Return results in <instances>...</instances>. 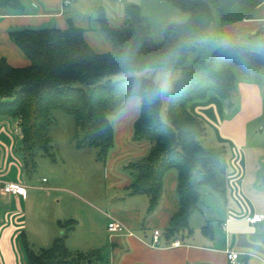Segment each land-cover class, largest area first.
Returning <instances> with one entry per match:
<instances>
[{"label":"trees","instance_id":"obj_1","mask_svg":"<svg viewBox=\"0 0 264 264\" xmlns=\"http://www.w3.org/2000/svg\"><path fill=\"white\" fill-rule=\"evenodd\" d=\"M72 1V0H71ZM190 16L182 23L168 22L163 40L154 42L137 2L126 5L125 30L109 25L105 10L98 23L112 48L97 52L86 40L85 29L71 23L67 28L25 26L10 31L11 38L29 58L23 67L0 61V116L16 118L22 131V150L27 171L37 166L38 156H53L49 129L54 112L71 114L76 123L77 147L94 146L99 159L107 157L115 143L111 115L130 99L140 101L133 122L132 139L148 142V152L126 165L133 174L130 194L149 197L148 211L154 210L163 191L164 177L177 171L180 208L165 230L169 239L183 236L190 217L199 208L202 185L225 193L226 149L205 147L207 129L202 119L187 108V102L204 98L213 91L232 106L237 72L251 74L264 67V33L258 50L229 43L217 47L209 59L191 54L209 35L215 12L225 23L252 18L264 0H170ZM11 13L24 10L22 0H0V9ZM180 69V77L165 96L154 79L123 73L144 69ZM51 246L34 248L24 240L27 264H75L87 258L72 251L67 236L72 219ZM211 220L203 226L208 233Z\"/></svg>","mask_w":264,"mask_h":264},{"label":"crops","instance_id":"obj_2","mask_svg":"<svg viewBox=\"0 0 264 264\" xmlns=\"http://www.w3.org/2000/svg\"><path fill=\"white\" fill-rule=\"evenodd\" d=\"M22 1L24 10L21 12L11 13L7 9H0V61L6 58L11 65L17 67L29 65L30 60L11 38L10 31L13 29L25 26L64 29L74 23L85 29L87 42L97 52H105L109 51L112 45L98 23L97 17L100 10H105L111 27L125 30L127 27L125 10L128 3H139L143 12L145 3L152 6L154 3H163L167 0H72L69 5H65L64 0ZM224 25L228 33L243 30L251 34L257 30L260 31L264 29V5L252 18L235 23L224 22ZM225 41L230 42L234 39L225 37ZM261 80H264V67L251 74L237 72L232 106L228 105L227 99L213 91L208 92L204 98L187 102V108L192 113L202 119L204 124L205 121L211 124L216 139L229 153L226 154L225 161V178L228 186L224 195L226 199L231 197L235 202L227 203L222 212H213L210 217L204 215L200 227L196 229L194 227L191 234L186 229L184 232L187 233L182 237L167 238L165 230L169 220L180 208L177 171L174 168L170 169L164 177L163 191L154 210L148 211L149 197L147 196L144 215L138 207L134 206L132 211L127 212L116 208L112 215H108L107 224L111 217L117 218L131 228L134 235L112 231L107 225L105 232L107 235L105 234L106 237L101 240L103 243L99 240L83 248L70 247L67 242L72 251L87 255V258L75 260V264H105L107 262L112 264H229L228 250L240 252L241 264H264V219L258 222L247 220L248 216L264 214V159L259 157L264 156V143L257 141L264 137V90ZM217 99L221 101L219 107H217ZM127 102L124 113L116 120L114 143L116 149L112 151L108 163L107 178L130 194L128 187L133 179L124 174L114 175L109 167L118 166L120 163L124 165V162L127 165L139 159L148 152L150 143L136 142L132 139L133 122L138 115L140 101L133 97ZM22 136L16 118L0 116V264H27L24 240H27L34 248L49 247L54 238L60 234H52V226L46 224L47 219L41 212H36L34 215L37 219L29 222V211L32 212L34 209L32 204L34 193L29 194L28 187L25 195L8 194L1 189L5 181L25 182L24 176L20 175L16 179L10 173L16 162L15 158L20 154L16 147L18 141H22ZM23 157L24 172L29 173L25 167V155ZM131 157L137 159L132 160ZM29 186L33 188L32 191L45 189L47 192L53 191L54 194L67 192L65 187L55 183L44 187L34 184ZM71 192L75 195L73 191ZM74 197L89 203L80 195ZM193 215L194 213L190 220ZM70 219L74 225L75 222L77 223L76 219ZM53 220L58 222L61 227L60 232H63L65 228L62 224L67 220L62 221L56 217ZM205 220L207 223L211 220L208 233L203 230V226L207 224ZM150 227H153V230L165 228L160 234L158 243L153 244V234L148 230ZM75 228L69 231L67 240L76 230ZM173 241L176 243L172 244ZM36 243L40 246L37 247Z\"/></svg>","mask_w":264,"mask_h":264},{"label":"rangeland","instance_id":"obj_3","mask_svg":"<svg viewBox=\"0 0 264 264\" xmlns=\"http://www.w3.org/2000/svg\"><path fill=\"white\" fill-rule=\"evenodd\" d=\"M162 2V1H161ZM143 15L145 17L146 26L150 32V38L154 42H161L163 40V29L168 22L182 23L190 16L189 12L183 11L173 5L170 0L163 3L146 4L144 6ZM264 32V29L260 30ZM256 31L254 33H246L243 30H238L236 33H228L225 29L224 22L221 21L220 16L215 12L214 20L211 24L209 35L203 39L196 52L192 53L186 65H190L195 58L201 57L209 59L212 52L220 45L229 43L238 44L247 50H258L262 45V33ZM226 38H233L234 41L226 42ZM180 69L174 71H167L165 69H144L138 72L123 73L119 77L130 74L142 75L154 79L161 86L165 79L168 82V88L165 96L170 93L180 77ZM262 88L264 90V80H261ZM262 90V91H263ZM264 92V91H263ZM217 107H219L220 99ZM222 100V99H221ZM126 102L121 109L111 115V120L114 127H117L116 120L122 116L125 111ZM55 122L49 129L51 136V143L53 145L51 152L53 156H38L37 166L30 170L29 173L24 172L23 165V151L22 141H18L17 150L20 154L15 158V164L11 176L16 179L21 175L24 176L22 183L27 185L29 194L34 193L33 211H29V222L35 221L36 212H41L47 219L46 224L52 226V234L57 235L61 230L60 225L53 218L56 217L66 221L70 218L76 219L74 227L75 231L70 234L67 240L70 247L85 248L90 243L101 241L107 235L106 227L109 221L108 215L114 213V209L120 208L123 210L132 211L134 207H138L142 214L145 213L148 197L144 193L137 195H130L123 187H117L116 182H112L107 178L108 163L110 161L112 151L116 149V145L110 150L107 157L99 159L97 156V149L94 146L77 147L75 143L76 123L71 114L63 111L54 112ZM216 120V118H212ZM210 121V120H209ZM208 130V135L203 141L205 147L208 148H224L223 144L218 142L214 129L211 124L205 121ZM260 138V137H259ZM264 143V137L257 139ZM16 146V145H15ZM264 147V144H263ZM15 148V147H14ZM15 151V149H14ZM16 152V151H15ZM226 154H229L226 150ZM237 155V154H235ZM251 156L254 154H250ZM264 159V156L261 157ZM134 160L137 158L131 157ZM128 163V161H126ZM126 163H120L118 166L114 165L110 168L112 174L130 176L132 179L134 174L125 167ZM264 167V165H263ZM173 169V168H172ZM45 178V179H44ZM48 180V181H47ZM228 181H226V186ZM56 184L65 187L67 192L73 191L75 195H80L89 203L80 201L79 197H74L71 193L53 191L34 190L29 185H43ZM68 189V190H67ZM201 193V201L199 208L194 212L190 220V227L195 229L200 227L204 215H212L213 212H222L224 206L230 201L235 202L233 198L226 199L223 193H220L207 185H202L199 189ZM53 192V193H52ZM48 193H51L48 195ZM237 199V198H236ZM33 200V198L31 199ZM209 205H208V204ZM204 213V214H203ZM142 215V217H144ZM142 217L140 218L142 220ZM198 218V219H197ZM144 219V218H143ZM205 220V224H206ZM73 229V228H72ZM153 227L148 230L153 234ZM163 233L165 228H159ZM138 231V230H137ZM187 232H183L185 234ZM37 237V236H35ZM100 243H103L101 241ZM36 246L40 244L36 243Z\"/></svg>","mask_w":264,"mask_h":264},{"label":"built area","instance_id":"obj_4","mask_svg":"<svg viewBox=\"0 0 264 264\" xmlns=\"http://www.w3.org/2000/svg\"><path fill=\"white\" fill-rule=\"evenodd\" d=\"M71 0H64L65 5L71 4ZM2 191L4 193L8 194H18V195H25L27 192V186L22 183L21 181H5L2 185ZM264 219V214H254L252 216H248L247 220L250 222H258ZM108 227L112 231L116 232H123L127 235H134V231L127 227L125 223H123L121 220L111 217V220L108 224ZM161 231L159 229H155L153 232V244L159 242ZM176 242H178L176 240ZM175 241L172 242V244L176 243ZM239 251L236 250H228L227 251V258L229 260V264H241L239 261ZM105 264H112V263H105Z\"/></svg>","mask_w":264,"mask_h":264},{"label":"clouds","instance_id":"obj_5","mask_svg":"<svg viewBox=\"0 0 264 264\" xmlns=\"http://www.w3.org/2000/svg\"><path fill=\"white\" fill-rule=\"evenodd\" d=\"M168 88V82L167 79H165L164 83L161 85V91H167Z\"/></svg>","mask_w":264,"mask_h":264}]
</instances>
